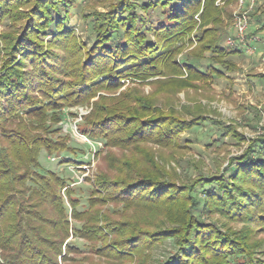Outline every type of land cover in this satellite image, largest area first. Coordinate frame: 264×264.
<instances>
[{
  "label": "trees",
  "instance_id": "1",
  "mask_svg": "<svg viewBox=\"0 0 264 264\" xmlns=\"http://www.w3.org/2000/svg\"><path fill=\"white\" fill-rule=\"evenodd\" d=\"M26 1L0 0V23L9 18L14 24L0 34V264H66V253L77 250L79 241L111 263L264 264L257 239L264 232V134L232 156L222 174L198 175L181 184L170 181L173 174L150 151L143 158L113 160L99 148L94 154L106 163L97 166L94 179L86 178L91 190L80 209L69 187L75 178L43 170L39 155L41 149L47 155L68 153L61 161L76 164L84 161L76 158L83 157L82 152L34 132L49 133L46 120L61 121L63 108L91 103L82 116L83 126L77 127L106 149L176 144L182 131L202 125L206 118L194 111L186 113L189 117L173 110L157 113L143 96H133L122 106L105 103L103 96L92 99L101 89L120 87L126 78L143 82L171 72L195 79L222 74L230 61L220 45L222 15L228 16V10L215 0H118L107 12L96 14L94 41L84 49L67 28L74 0H32L30 13H23L19 8ZM157 5L160 16L147 19ZM19 20L24 22L17 27ZM197 24L203 26L195 36L197 48L177 58L183 41H192L189 36ZM233 49L228 54L239 51ZM204 52L211 53L218 67L201 68ZM119 204L145 205L150 217L140 221L104 208ZM202 214H217L242 226L205 222ZM69 234L73 242L65 241ZM167 240L172 252L156 258L154 249Z\"/></svg>",
  "mask_w": 264,
  "mask_h": 264
},
{
  "label": "rangeland",
  "instance_id": "2",
  "mask_svg": "<svg viewBox=\"0 0 264 264\" xmlns=\"http://www.w3.org/2000/svg\"><path fill=\"white\" fill-rule=\"evenodd\" d=\"M130 2H142L148 0H129ZM32 0H27L20 7L23 13H30ZM118 4V0H74L73 7L69 8V23L67 28L71 29L76 39L82 44L81 46L88 49L93 43V19L96 18L98 12H107L111 7ZM215 4L221 8L228 10V16L224 13L225 22L224 31L221 35L220 43L227 50L224 58L229 59L227 69H222V74L211 75L206 78L195 79L186 76L185 73L176 74L169 73L165 76H153L143 82H134L130 79H124L123 85L116 89L104 90L97 92L92 99L103 96L107 104H117L122 106L130 104L133 96L146 97L152 104L153 108H157L159 112L168 114L173 110L175 114L181 113L182 116L189 117L186 113L202 114L206 120L198 127L190 130H184L177 138L176 144L169 147H162L155 143H145L135 147L134 151H127L118 147L105 148L102 142H93L80 133L77 124L83 126L82 116L87 114L91 109V103L63 108L64 115L61 121L55 122L50 117L45 124L48 125V132L36 129L34 132L43 137L49 136L55 141H63L67 146L77 150V160H84L78 163H66L61 161L68 157V153H57L47 155L44 149H41L39 160L43 170H51L59 173L66 178H75L76 182L70 183L69 187H73L74 195L80 200V209L85 208V199L89 196L91 183L86 179H94L97 173V166L105 164L100 154H94L97 149H102L106 156L116 160L119 156L120 160L127 158H143L146 151H150L158 160L162 162L165 169L173 174L170 181L181 184L190 179L196 178L198 175L210 176L211 174H222L228 166V162L232 156L241 154L244 149L252 143V140L264 134V38L256 40L255 46L258 48L253 52L250 46V40L256 35L255 28H260L264 19V0H215ZM160 7L153 6L150 10V16L147 19L157 18L160 16ZM245 12L247 14V27L243 33L245 42L243 45L238 36L236 29V18L238 14ZM138 14H144L142 10H137ZM199 14V13H198ZM197 14V16H198ZM145 16V15H144ZM198 24H199V18ZM259 18V20H258ZM0 23V34L8 33L10 27L14 25L9 18L2 19ZM24 21H17L15 25L18 27ZM254 22V24H253ZM190 33L191 40L188 38L183 41V48L177 58L188 56V52L197 48L196 34L199 33L203 26L199 25ZM209 26V25H207ZM14 27V29H17ZM205 27V26H204ZM53 30V27H51ZM144 26L141 25V30ZM264 32L258 36H263ZM150 39L153 34L148 33ZM50 38H44L46 42ZM123 42L122 39H120ZM0 46L2 43L0 42ZM233 48H240L235 54H228ZM249 52V53H247ZM0 58H4L3 50H0ZM210 52H204V56L200 59V66L205 69L210 64L218 67L216 62L212 60ZM210 69V68H208ZM192 84V85H190ZM92 102V101H91ZM24 120L26 116L20 113ZM18 120V119H17ZM234 129L232 131L226 129ZM131 160V159H130ZM89 161V163H87ZM237 164V162H234ZM66 206H68L67 214L70 216V204L67 195L61 191ZM110 207L115 210L122 211L125 216H131L135 220H146L150 210L145 205L139 207L125 208L122 204L118 207L105 205L104 208ZM205 222L210 220L218 224L226 223L225 219L213 215H201ZM69 223L74 222L70 217ZM227 224L234 228H240V222H231ZM257 239L261 240V251L264 253V232L259 233ZM74 237L69 234L65 241L73 242ZM77 250L66 253V264H134V262H107L97 257L89 251V244L84 241L75 242ZM64 249V246H63ZM173 250L171 241L167 240L159 247L154 249L156 258L163 259ZM259 254V253H258ZM101 259V260H100ZM60 260V258L58 259ZM156 264V263H155Z\"/></svg>",
  "mask_w": 264,
  "mask_h": 264
},
{
  "label": "built area",
  "instance_id": "3",
  "mask_svg": "<svg viewBox=\"0 0 264 264\" xmlns=\"http://www.w3.org/2000/svg\"><path fill=\"white\" fill-rule=\"evenodd\" d=\"M236 29L238 31V36L240 37L238 39V41H241L243 45H248L247 42L243 41L244 37H243V33L246 30L247 27V14L245 12H242L241 14H238L237 18H236Z\"/></svg>",
  "mask_w": 264,
  "mask_h": 264
},
{
  "label": "crops",
  "instance_id": "4",
  "mask_svg": "<svg viewBox=\"0 0 264 264\" xmlns=\"http://www.w3.org/2000/svg\"><path fill=\"white\" fill-rule=\"evenodd\" d=\"M246 1H249V0H246ZM258 20H259V18H258ZM264 22V21H263ZM253 24H254V22H253ZM263 24V23H262ZM260 28H255L254 29V31L256 32V35L253 37V38H251V40H250V46L251 47H253V52L254 51H256L258 48L255 46V42H256V40H263V38H264V34H263V36H258L259 34H261V33H263L264 32V28H262V26L260 25L259 26ZM220 45L221 46H223V44H221L220 43ZM235 49H240V48H235ZM241 50V49H240ZM241 51H244V50H241ZM247 53H249V52H247Z\"/></svg>",
  "mask_w": 264,
  "mask_h": 264
}]
</instances>
